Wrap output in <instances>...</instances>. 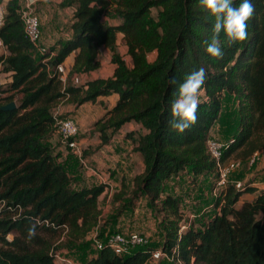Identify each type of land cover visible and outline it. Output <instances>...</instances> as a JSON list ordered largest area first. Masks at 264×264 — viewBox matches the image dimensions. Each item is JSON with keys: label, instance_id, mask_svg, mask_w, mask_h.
Segmentation results:
<instances>
[{"label": "trees", "instance_id": "1", "mask_svg": "<svg viewBox=\"0 0 264 264\" xmlns=\"http://www.w3.org/2000/svg\"><path fill=\"white\" fill-rule=\"evenodd\" d=\"M252 2L246 40L221 36L223 54L210 58L203 43L210 26L200 0H64L58 6L75 8L72 34L44 56L24 32L21 0H8L0 28L8 54L0 61L11 73L9 90L22 97L14 109L4 110L13 96L0 94V264H54L58 250L76 247L98 227L106 185L71 189V176L48 140L56 130L53 109L60 101L79 107L114 93L117 102L95 124L102 141L130 122L146 131L126 135L145 168L131 192L123 184L115 200L132 209L145 199L152 214L162 218L161 249L171 264H264V191L242 201L258 189L230 184L214 198L209 217L179 232L188 220L181 201L191 197L167 188L185 177L196 191L203 176L215 179L207 142L216 122L229 138L224 163L247 160L264 149V0ZM110 14L120 23L108 24ZM120 34L131 66L118 52ZM102 48L111 53V77L80 86L63 82L57 67L70 54L77 51L70 74L90 73L102 66ZM200 67L207 79L197 120L177 133L169 127L170 102L185 74ZM231 98L238 104L235 126L225 105ZM147 247L120 256L104 246L87 264H146L152 256Z\"/></svg>", "mask_w": 264, "mask_h": 264}, {"label": "crops", "instance_id": "2", "mask_svg": "<svg viewBox=\"0 0 264 264\" xmlns=\"http://www.w3.org/2000/svg\"><path fill=\"white\" fill-rule=\"evenodd\" d=\"M62 1L64 0H21V6H26L27 4L31 5L32 8L37 12L39 19H40V26H41V32H42V44L47 47L48 49H52L54 47H59L60 41L62 40H67L71 34V22L73 18V14L75 12L74 7H66L62 8L58 6ZM5 6L8 2V0H1ZM70 24L67 25V23ZM108 24H118L120 23L119 20L116 22L111 21L108 22ZM67 25V26H66ZM65 27L68 30V37L65 36ZM123 35L120 34L118 36V43L119 39L122 40ZM123 41V40H122ZM103 49V48H102ZM105 49V48H104ZM108 50V49H107ZM109 51V50H108ZM76 52H73L70 54L66 60L62 63L63 66L65 67L66 73L64 75L65 83H70L74 86H80L85 84L86 82L96 79V78H108L113 75L114 72V65L111 63V53H110V64L112 67V73L110 76H98L97 72L98 70H95L90 73H83V74H78V73H73L70 74V71L73 67ZM124 59L126 60L127 64L129 66L132 65V61L129 58V62L127 60V56L125 57L122 55ZM101 60V59H100ZM102 62V61H101ZM119 96L118 94H112L110 96L106 97H100L95 103H86L83 104L82 106L77 107L76 105L72 103H68V105L62 106L63 102H60L56 110H58L60 113L63 111H69L73 118L78 122L79 125L84 126L87 123L92 124L94 126L106 113L107 110L111 109L115 103L117 102ZM65 101V100H64ZM104 102V104H103ZM134 124V125H133ZM95 127V126H94ZM126 128H130L129 130H137L138 133L143 134L145 133V129L140 125L139 123L136 122H130L125 124L118 132L115 134H111V131L108 132L110 134V137L108 141L105 143L106 148L102 149L100 152H97L94 154L90 159L91 160H84L88 161L90 164H93L92 166L88 165L85 163L84 168L87 171L85 172V176H81V178L78 179V185L79 183H85L87 181H93L96 185L100 184H105L106 185V190L101 196H104L105 193H108V191H113L114 189L119 192L122 189V186L127 182V178H130L132 180V186L126 187V192L129 193L133 187H134V178L137 175H140L144 172V163L141 155L138 152H135L134 149V144L132 140L127 139L126 135L130 132H124L123 130ZM217 131V133H215ZM136 132V131H135ZM222 133V131H221ZM214 134L219 135V125L216 122L214 126L212 127L210 131V138L214 137ZM113 136V138H111ZM137 136V133L135 137ZM48 142L55 148V155L58 156V161L62 163L65 167L67 172H76L77 173V158L75 157V153L71 151L70 149H67L58 139L57 134H53ZM102 142V141H101ZM90 143L87 142L86 139H82L79 141V145L83 150V153L85 156L88 155L86 146H88ZM85 147L83 149V147ZM104 146V147H105ZM128 148V150H127ZM125 150L130 154L132 159H134V164L132 163L130 165V162H132V159L127 156V159H124L125 155H128L127 153H123ZM261 153V159L255 163L254 165H251L249 162V159L241 161V166L240 169L232 173V179L235 181H240V178L243 180H247L248 176H254L255 174L257 175V179L253 180L251 182V185L255 188L258 189L257 192L255 193H248L244 194L242 196V201L243 200H253L259 191H264V149L260 151ZM81 162V161H80ZM120 162V163H119ZM138 162V164H137ZM82 163V162H81ZM121 164V165H120ZM127 164V165H126ZM247 166L249 170L251 169L252 172H245L242 171L241 169ZM249 173V174H248ZM70 174V173H69ZM244 175V176H243ZM71 176V175H70ZM185 178V177H183ZM204 178H209L208 176H203L202 179ZM212 178V176H211ZM99 183L97 184V182ZM174 181H180V178L174 180ZM171 183V182H170ZM173 183V182H172ZM92 186L88 187H83V188H89ZM128 188V189H127ZM82 188L74 189V190H79ZM130 189V190H129ZM189 199H187L188 201ZM100 201V198H99ZM146 203L145 199H141L138 202H136L137 205L144 204ZM134 204V207L132 209H124L121 215H124L126 213H130V215H133L137 217V214L139 212V209L137 208V205ZM147 206V205H146ZM148 209V207H147ZM191 216H195L194 214H191ZM97 229V228H95ZM94 229V231H95ZM93 231V232H94ZM92 232V233H93ZM124 232H130L129 229H125Z\"/></svg>", "mask_w": 264, "mask_h": 264}, {"label": "rangeland", "instance_id": "3", "mask_svg": "<svg viewBox=\"0 0 264 264\" xmlns=\"http://www.w3.org/2000/svg\"><path fill=\"white\" fill-rule=\"evenodd\" d=\"M105 20H107L108 22H111V21L116 22L118 19L116 18L115 15L110 14V15H106ZM68 24H70V21H69V23H67V25ZM64 31H65V36L68 37V33H67L68 30L66 27H65ZM118 52L121 55H124L125 57L127 56V46L124 44V42L121 39H119V43H118ZM100 59L103 63V66L100 70H98L97 75L98 76H110L112 73V70H111L112 67L110 64V53L107 49H104V48L101 49ZM153 59H154V54H151L150 60H153ZM127 60L129 62L128 56H127ZM3 72H5V71L3 70L2 73ZM65 73H66V70H65ZM9 81H10L9 77L6 75H2L0 77L1 98L4 99V98L13 96V99H12L13 103L18 105L19 101L22 97V93H20L18 91H10L9 90V86H10ZM60 102H63L62 106L68 105V103H69L67 100H65V101L63 100ZM103 104H104V102H103ZM225 105L229 106V108L232 111V114H233L232 115L233 116L232 122H233V126H235V122H236V118H237V111H238L237 110L238 104L235 101V99L231 98V100H228L225 103ZM56 107L57 106H55L53 109V114H55L56 116H61V117L70 116L73 118V116L71 115V113L69 111L66 110V111H63L60 113L58 110H56ZM76 123L78 124L77 121H76ZM218 125H219L220 134L219 135L214 134V137H211L210 139L219 140V141H228L229 138L227 139L226 136L223 135V133H221L223 127L220 126V123H218ZM78 126H79V135L77 137L78 142L81 141L82 139H86L87 142L90 143L88 146H86V149H84L85 147L82 146L84 150H87V152H88L87 156L84 155L83 150L80 147V149H81L80 151L83 153L82 158H83V160H87V159L91 160L90 158L94 154H96L97 152H100L102 149L106 148V146H105L106 144L102 141L100 132L98 131V129L96 128L95 125H94L95 126L94 127V126H92V124L87 123L84 126H81L79 124H78ZM129 129L130 128H126L123 131L135 133V135H136V133L138 134L137 130H135L136 131L135 132L133 130V128H132V130H129ZM215 133H217V131H215ZM54 134H57V133L54 132ZM107 135H108V137H110V134H107ZM57 136L61 142V139H60L58 134H57ZM111 138H113V136ZM130 141H131V139H130ZM127 150H128V148H127ZM127 150H125L123 152V153L128 154V155L124 156V159L126 160L127 156H129V158L132 159V157L127 152ZM75 157L77 158V167H76L77 173L76 172H69L71 175L70 188L74 190V189H78V188L93 186L95 184V182H93V181H87V182L82 183V184L79 183L80 185H78V182H77L78 179L79 178L82 179L81 176H85L84 171H87V170L84 168V166L80 162L79 157L76 154H75ZM85 163L88 165V167H89V165H91V166L93 165V164H90L91 162L89 163L88 161H85ZM132 163L133 164L135 163L134 159H132V162H130V165ZM137 164H138V162H137ZM241 170L244 171L243 174L245 172H252L251 169L249 170V168L247 166H245ZM257 178L258 177L255 174L254 176H251V175L248 176L247 180H243L242 178H240L239 180H241L242 183L244 185H246L247 183H251L253 180H255ZM231 179H232V175H231ZM123 180H124V184L126 187L132 186V180L130 178H127L126 183H125L124 178H123ZM232 180H234V179H232ZM98 183H99V181L97 182V184ZM214 185H215L214 180L212 178L211 179L210 178H204V179L201 178L199 185L197 187V190L193 191L190 184L188 183V181L185 178H180V181L172 180L171 183H169L167 185V188H168V191L179 194L182 196V198H184L186 196L191 197L190 198L191 200H188V201L186 200L187 203L183 201L184 199L181 201V203L183 205V211H184V214L186 215V218L191 219L192 223L194 225H198L202 220H204L205 218L209 217V215L212 214V211H213L212 202H213L214 198L216 197L214 194ZM114 188L115 187H113V191H111V193H110V191H108V193H105L104 196L100 197L99 207L101 209V216H100V222H99L97 229H95V231L93 233H90L76 247L64 248L62 250H58L56 257H55L54 264H87L88 260L98 253V250L96 249L95 244H94V236L95 235L98 238H101L104 240L107 235H110L111 233H114L117 231L123 233L125 231V229H129L130 232H132V231L139 232L142 235H145L146 237H148L149 245L147 248L150 249L152 252L161 249L162 244H163V238H164V231H163V227L161 224L162 218L161 217L156 218L152 214L151 209H149V208L147 209L146 203L137 205L136 202H138V201L135 202V204L137 205V208L139 209L137 217H135L134 214L130 215V213H126L124 215H121L123 210H124V206H123L124 201L115 200L114 195L118 192ZM128 197L129 196L127 195L126 198L128 199ZM191 214H194L195 216H191ZM124 233H127V232H124ZM42 235L45 237H50V236H48L47 233H42ZM11 238H13V235L10 236V239ZM146 264H171V262L167 258H163L159 261H150L149 260Z\"/></svg>", "mask_w": 264, "mask_h": 264}, {"label": "built area", "instance_id": "4", "mask_svg": "<svg viewBox=\"0 0 264 264\" xmlns=\"http://www.w3.org/2000/svg\"><path fill=\"white\" fill-rule=\"evenodd\" d=\"M5 14H6V6L0 2V28L4 25L5 22ZM21 21L23 24V29L33 44L37 54L39 55H47L49 50L45 47L42 40V32L40 26V19L37 12L32 8L31 5L27 4L26 6H22L20 10ZM8 54L7 46L5 45L3 39L0 37V56H6ZM45 59L44 61H46ZM3 61H0V77L2 75H6L11 80L10 72H3ZM57 72L60 74L61 79L65 82V67L63 64L58 65ZM55 117V132L59 135L61 139V143L66 146L68 149L73 151L80 159L83 165L85 162L82 158L83 153L80 151L79 142L77 137L79 135V126L74 120V118L70 116H56ZM228 141H219L214 139H209L207 142L208 151L215 160L217 172L214 179V194L217 197L220 192L225 189L228 185H234L237 189H243L244 184L240 181H235L231 179V175L233 172L238 170L241 166V160L230 159L225 163L222 161L224 153L228 148ZM261 159L260 151L255 152L250 158L249 162L251 165H254ZM192 223L191 219L183 222L180 226V231H185L188 227H190ZM94 244L98 251L102 250L104 246L110 247L116 254L123 256L131 253L134 249L139 247H147L149 244V239L145 235H142L139 232H114L110 235H107L103 240L98 238L96 235L94 236ZM176 251V249H175ZM163 258H167L169 261L171 259L162 251V249L156 250L152 252L150 261H159Z\"/></svg>", "mask_w": 264, "mask_h": 264}, {"label": "clouds", "instance_id": "5", "mask_svg": "<svg viewBox=\"0 0 264 264\" xmlns=\"http://www.w3.org/2000/svg\"><path fill=\"white\" fill-rule=\"evenodd\" d=\"M210 26V36L203 43L205 53L210 58L223 54L221 36L230 42L240 43L247 38L248 20L253 14L252 0H200ZM207 79L206 69L197 68L185 74L176 85L174 96L169 105V127L183 133L197 120V109L202 103L201 94ZM175 83V79L172 78ZM33 229H29L31 234Z\"/></svg>", "mask_w": 264, "mask_h": 264}, {"label": "water", "instance_id": "6", "mask_svg": "<svg viewBox=\"0 0 264 264\" xmlns=\"http://www.w3.org/2000/svg\"><path fill=\"white\" fill-rule=\"evenodd\" d=\"M15 107H16V104L13 103V102H11V103H9V104L3 106L2 109H4V110H12V109H14Z\"/></svg>", "mask_w": 264, "mask_h": 264}]
</instances>
